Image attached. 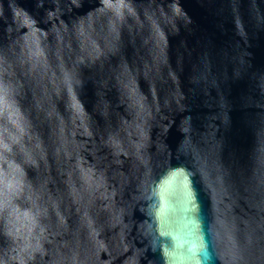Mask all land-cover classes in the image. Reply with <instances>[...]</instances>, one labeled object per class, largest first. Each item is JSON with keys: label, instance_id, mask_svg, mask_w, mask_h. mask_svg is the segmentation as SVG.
<instances>
[{"label": "water", "instance_id": "water-1", "mask_svg": "<svg viewBox=\"0 0 264 264\" xmlns=\"http://www.w3.org/2000/svg\"><path fill=\"white\" fill-rule=\"evenodd\" d=\"M0 264H264V0H0Z\"/></svg>", "mask_w": 264, "mask_h": 264}]
</instances>
